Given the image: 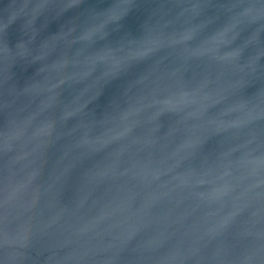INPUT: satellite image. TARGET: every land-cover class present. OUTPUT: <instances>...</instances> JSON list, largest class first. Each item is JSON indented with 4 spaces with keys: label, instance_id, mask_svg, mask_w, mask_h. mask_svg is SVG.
Returning <instances> with one entry per match:
<instances>
[{
    "label": "water",
    "instance_id": "1",
    "mask_svg": "<svg viewBox=\"0 0 264 264\" xmlns=\"http://www.w3.org/2000/svg\"><path fill=\"white\" fill-rule=\"evenodd\" d=\"M0 264H264V4L0 0Z\"/></svg>",
    "mask_w": 264,
    "mask_h": 264
},
{
    "label": "snow or ice",
    "instance_id": "2",
    "mask_svg": "<svg viewBox=\"0 0 264 264\" xmlns=\"http://www.w3.org/2000/svg\"><path fill=\"white\" fill-rule=\"evenodd\" d=\"M260 3H261V4H264V0H260Z\"/></svg>",
    "mask_w": 264,
    "mask_h": 264
}]
</instances>
